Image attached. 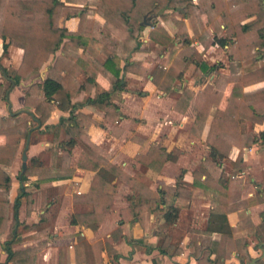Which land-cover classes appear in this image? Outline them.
Masks as SVG:
<instances>
[{
	"label": "crops",
	"instance_id": "1",
	"mask_svg": "<svg viewBox=\"0 0 264 264\" xmlns=\"http://www.w3.org/2000/svg\"><path fill=\"white\" fill-rule=\"evenodd\" d=\"M65 1L80 5L84 16L79 31L63 36L62 40L67 39L64 52L72 56L79 53L83 57L93 50L94 40L99 39L93 28L97 29L104 17L95 8L94 0ZM162 11L165 12L163 16L155 13L153 21L142 22L138 32L139 43L128 56L145 68L143 72L120 70L123 86L111 89L110 81L96 70L87 88L80 87L70 96L73 103L70 108L54 106L41 123L31 112L32 107L24 105L23 92L30 82L40 81L45 76L47 66L59 52L62 41L36 71L20 78L17 83L9 82L0 68L3 89L0 94V115L16 112L31 123L27 139L26 135L19 139L11 162H0V167L10 177L7 220L0 232V260L5 256L1 243L7 233L8 222L14 215L15 240L11 248L36 246L32 264H57L62 247L68 264H83L77 263L74 257L73 243L78 237L89 241H108L115 247V256L100 252L101 264H153V260L156 264H194L195 250L198 248L201 251L208 247L210 239L221 237L219 230L205 229L210 211L215 206V201L211 199L215 193L214 182L226 187L229 178H234L233 195L244 201L241 206L227 210L225 219L229 225L238 224L234 234L245 240L249 258H243L231 249L228 256L222 258V264H264V200L252 197L256 188L254 181L264 178V142L257 136L249 146H243L240 150L232 142L227 152L221 154L218 163L208 158L209 146L205 136L212 112L215 107L227 111L232 107L231 81H216L217 85L222 86L218 103L212 105L200 127L193 122L197 91L205 82L214 81L217 71L227 75L240 71L239 59L229 55L227 40L224 43L216 40L217 36L225 33L218 14L215 19L222 28L215 35L206 13L197 6L192 16L184 15L179 8L164 7ZM78 18L77 14L60 16L59 24L69 31H75ZM176 28L179 29L180 38L187 36L184 43L172 39ZM150 31L169 36V41L161 43L150 36ZM108 40V44L101 43L93 51V57L98 62L110 53L111 38ZM3 41H7V38L0 37V65L16 66L21 57V47L9 42L3 50ZM72 41L76 45L71 44ZM173 55L186 58L182 75L168 89L158 88L150 79V70L155 63H161ZM115 58L117 64L121 65L122 58ZM260 61L264 62V51ZM202 62L207 65L205 69ZM194 69L198 70L196 75L192 74ZM86 76L84 68H77L76 77L80 81L85 80ZM262 84L264 79L244 84L241 89ZM184 85L192 90V94L185 103L180 102L181 109H176L173 104ZM100 89L110 91L109 99L118 111L115 116H105L101 108L87 101V97ZM69 111H81L86 115L88 139L98 149L91 148L82 137L76 136L67 154L62 151L63 145L52 140V124ZM235 124L238 129L251 130L255 134L263 128V122L241 115H236ZM4 140L5 135L0 132V143ZM152 143L162 145L165 150L175 148L176 153L160 164L156 160L146 159L143 162L135 158V153L146 152ZM22 150L26 154L25 165L29 163L30 156L37 160L23 180L24 192L17 196L15 204L18 186L16 173L24 169L20 168ZM85 154L114 166L104 168L107 175L105 188L112 191L109 207L93 225L68 221L70 212L88 208L85 192L94 169L86 164L89 162ZM237 154L240 155L235 160ZM193 170H199V173L193 174ZM163 184L176 185L179 190L169 192L167 197L176 206V215L169 224H165L163 216L166 203L156 199ZM141 201L145 203L141 215L143 222L136 218L128 225L135 240L129 241L122 234L113 237L111 233L118 224L120 208ZM166 231L170 240L179 246V252L168 254L158 251L156 245ZM212 255L211 252L209 256ZM4 264L12 263L5 261Z\"/></svg>",
	"mask_w": 264,
	"mask_h": 264
},
{
	"label": "trees",
	"instance_id": "2",
	"mask_svg": "<svg viewBox=\"0 0 264 264\" xmlns=\"http://www.w3.org/2000/svg\"><path fill=\"white\" fill-rule=\"evenodd\" d=\"M263 2L264 0H94L95 8L99 10L104 20L97 29L93 28V32L99 36V39L94 40L92 44L93 50L82 57L79 53L75 56L70 53L66 54L64 48L67 39L62 40L63 36L72 35L80 30V23L84 16L83 8L80 5H73L65 0H0V37L7 38V41L2 42L3 50L9 42L22 49L20 60L16 66L0 65V68L9 82L17 83L20 78L36 71L62 41L59 52L55 54L52 63L47 66L45 76L40 81L30 82L23 92L24 105L32 107L31 112L41 123L54 106L61 109L70 108L73 104L70 101V96L80 87L87 88L96 70H99L110 81L111 89L123 86L120 70L143 72L145 68L130 60L128 56L139 43L138 32L142 22L153 21L152 16L155 13L163 16L165 12L162 11V8H179L184 15L192 16L194 7L197 6L200 11L206 13L215 35L222 28L219 21L215 19V15L218 14L225 33L217 36L216 40L220 43L228 41L229 55L239 59L241 70L228 75L217 71L214 81L204 83L203 87L197 91L193 121L200 127L212 105L218 103L222 94V86L217 85L216 81L218 79L231 81L232 107L228 111L218 107L214 108L205 136V141L209 146L208 158L218 163L221 154L227 152L232 142L238 146L239 150L243 146H249L257 136L264 142V84L247 90L241 89L244 84L264 79V62L260 61L264 51ZM142 5L146 7L142 8ZM70 14H77L79 17L75 31H69L59 24L60 16ZM149 34L163 44L169 41V36L165 34H154L153 31H150ZM109 37L111 38L110 53L103 61L98 62L93 57V51L101 43L108 44ZM172 39L184 43L187 36L180 38L179 29L176 28L173 31ZM71 44L76 45L73 41ZM115 57L122 58L121 65L117 64ZM185 62L186 58L173 55L161 63H155L150 70L151 81L158 88L168 89L173 86L176 78L181 77ZM201 65L203 69L207 67L203 62ZM80 67L87 71V76L83 81L76 77L77 68ZM197 73V69L192 72L193 75ZM2 91V82L0 81V94ZM109 92V90L100 89L92 96L87 97V101L101 108L105 116H115L118 111L116 105L109 99ZM191 94L192 90L189 87L182 86L179 97L173 104L174 108L181 109L180 102L185 103ZM236 115L263 122V128L258 130V134L251 130L238 129L235 124ZM86 119V115L81 111L73 113L69 111L66 116H60L58 121L52 124V140L64 146L63 152L68 154L69 147L75 142L76 136L82 137L91 148L98 149L97 145L88 139L85 129ZM30 126L31 123L27 118L16 112L0 115V132L5 135L4 142L0 143V162L5 164L11 162L19 139L25 137ZM175 153V148L165 150L162 145L152 143L146 152H137L134 156L143 162L149 159L156 160L160 164L166 158L173 157ZM239 155L237 154L235 160L239 158ZM85 159L89 162L86 164L94 169L85 192L88 208L70 212L68 221L93 225L109 207L112 191L105 188L107 175L104 168L114 166L108 161L90 157L88 154H85ZM36 160V157L30 156L29 163L25 165L23 171L16 173L18 186L14 199L15 204L17 196L24 192L22 182L31 172V167ZM192 172L193 174L199 173V170ZM233 179L229 178L226 187L214 182L215 193L213 192L211 199L215 201V206L210 211L205 229L207 231L219 230L221 237L210 239L208 247L201 251L197 248L194 252V264H222V258L228 256L231 249H234L243 258H249L245 240L234 234L238 224L229 225L225 219L227 210L241 206L244 201L233 195ZM254 182L256 188L252 197L256 200H264V178ZM9 185L10 177L0 167V232L5 228L7 220ZM178 191L176 185L163 184L159 188V196L156 199L166 203V208L163 211L165 224H169L176 215L175 202L167 200L168 194ZM144 204L141 201L120 208L118 224L111 233L113 237L115 234H122L129 241L135 240L128 225L136 218L139 222H143L141 215ZM15 222L16 217L13 215L8 222L7 233L1 243L5 256L0 260V264H4L5 261H10L12 264H32L36 246L11 248V243L15 240V231L13 230ZM156 247L159 252L168 254H174L180 250L179 246L170 240L167 231L161 235ZM73 251L76 262L83 264H101V251L107 255H116L115 247L110 242L89 241L84 237L76 239L73 243ZM211 252L213 255L210 257ZM63 253L64 248L62 247L59 250L57 264H68ZM156 263L153 260V264Z\"/></svg>",
	"mask_w": 264,
	"mask_h": 264
},
{
	"label": "water",
	"instance_id": "3",
	"mask_svg": "<svg viewBox=\"0 0 264 264\" xmlns=\"http://www.w3.org/2000/svg\"><path fill=\"white\" fill-rule=\"evenodd\" d=\"M28 132H29V130H27V132H26V137H25V139H27V137H28ZM25 156H26V154H25V152H24V150H22L21 151V154H20V158H21V161H20V168H21V170L24 168V166H25Z\"/></svg>",
	"mask_w": 264,
	"mask_h": 264
},
{
	"label": "rangeland",
	"instance_id": "4",
	"mask_svg": "<svg viewBox=\"0 0 264 264\" xmlns=\"http://www.w3.org/2000/svg\"><path fill=\"white\" fill-rule=\"evenodd\" d=\"M65 206H66V208H65V209L67 210V204H66ZM66 210H65V211H66ZM111 231H112V230H111Z\"/></svg>",
	"mask_w": 264,
	"mask_h": 264
}]
</instances>
